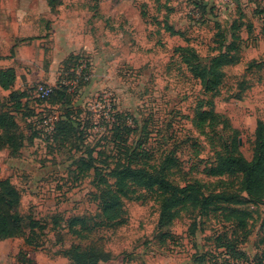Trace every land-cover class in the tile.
Here are the masks:
<instances>
[{"label": "rangeland", "instance_id": "374dc122", "mask_svg": "<svg viewBox=\"0 0 264 264\" xmlns=\"http://www.w3.org/2000/svg\"><path fill=\"white\" fill-rule=\"evenodd\" d=\"M89 2L66 3L75 9ZM103 9L98 17L65 8L52 14L56 50L55 57L45 55L43 81L14 98L0 91V113H12L17 125L15 131L0 127V180L9 177L22 191L18 213L25 226L30 215L41 224L38 245H28L26 237L1 242L0 264H71L67 257L89 248L102 252L106 264H230L218 239L239 243L245 229L226 221L222 211L202 218L183 212L169 233L160 232V204L138 190L134 198H122L121 217L109 220L102 201L115 191V180L107 179V187L95 181L93 170L69 177L68 167L80 147L91 148L103 175L130 162L164 170L178 186L200 183L205 194H242L240 175L216 178L209 169L235 145L236 155L253 159L258 123H264V0H111ZM220 34L225 46L234 44L237 62L223 68L220 94L213 96L176 50L187 48L208 65L220 53ZM65 41L76 53L71 56L83 57L81 67L64 58ZM58 83L68 92L65 99L37 98L38 86ZM62 116L83 131L64 144L40 123ZM241 209L250 213L252 233L238 246L248 256L240 261L264 264L255 261L264 202ZM76 218L86 227L77 223L76 233H69Z\"/></svg>", "mask_w": 264, "mask_h": 264}, {"label": "trees", "instance_id": "16d2710c", "mask_svg": "<svg viewBox=\"0 0 264 264\" xmlns=\"http://www.w3.org/2000/svg\"><path fill=\"white\" fill-rule=\"evenodd\" d=\"M99 3L104 0H98ZM136 1V0H130ZM144 17L145 13L142 11ZM220 53L208 65H202L197 56L190 52L187 48L179 47L176 52L181 53L182 63L186 66L191 76L198 80L203 86L206 93L213 96L220 94L223 85L224 71L223 68L233 65L237 62L235 56L231 54L236 48L234 44L225 46L224 36L219 35ZM71 59L78 61L79 67L83 65L82 56H73ZM67 61H70L71 59ZM80 61V62H79ZM78 67V68H79ZM87 71V69L85 70ZM83 71V73L85 72ZM79 79V78H78ZM16 74L14 69L0 71V87L4 91H11L14 87ZM58 83L53 94L47 98H54L55 94H60V98L67 97L68 92L59 90ZM18 95V92L12 91L11 98ZM25 96V94H19ZM63 99V101H64ZM63 105V104H62ZM212 113V112H211ZM210 115L203 114V121L207 120ZM44 120V119H43ZM42 120V121H43ZM119 125V124H118ZM214 124L209 127L213 128ZM0 127L4 130L15 131L17 125L14 121L13 114L3 112L0 113ZM115 128H118V126ZM83 132L68 116H62L55 122V128L52 133L53 139L58 142L66 143L70 140L71 134H80ZM84 143V141H83ZM236 146H233L231 153L217 155V164L209 169V175L216 178L227 177L229 180L240 175L242 177L243 193H228L226 191L205 194L204 185L200 183L187 184L185 186L175 185L166 175L164 170L151 171L146 167H134L130 162L122 167H115L101 174V170L95 164L97 158L94 156V149L80 147L75 152L79 156L72 159L68 167V175L85 177L92 170L95 173V181L99 179L100 183L109 187L107 179L115 180V191L108 194L109 198L102 201L103 214L109 220H117L122 215V198L132 199L138 190H143L150 197H153L160 204V215L156 225V230L169 233L172 229L174 221L179 218L181 213L190 212L198 217L208 216L211 212L222 211L226 221H238L240 227L245 229L242 240L235 244L222 242L218 239L220 247L227 252L229 257L238 260H247L248 256L238 249L240 244H244L251 236V229L248 227V219L250 213L241 207L247 204H261L264 202V123L259 122L256 130V139L253 159L246 160L243 156L236 155ZM82 150V151H81ZM79 151V152H78ZM77 153V154H76ZM22 207V191L14 186L10 179L0 181V243L11 239H27L28 245H38L34 236L36 228L41 225L32 215L23 220L29 222V226H25L22 218L19 216V209ZM117 209V214L111 216V212ZM57 225V222H54ZM81 224L86 227L84 220L76 218L70 222L69 233L73 230L75 224ZM43 227V226H40ZM166 235V234H165ZM232 243V242H231ZM232 246V247H231ZM77 253L72 260L67 257L71 264H106L108 261L102 252H98L93 248ZM258 254L255 261L264 262V222L261 226V233L257 241Z\"/></svg>", "mask_w": 264, "mask_h": 264}, {"label": "crops", "instance_id": "0c3cea01", "mask_svg": "<svg viewBox=\"0 0 264 264\" xmlns=\"http://www.w3.org/2000/svg\"><path fill=\"white\" fill-rule=\"evenodd\" d=\"M110 1L104 0L99 3L98 0H90L89 3L82 4L81 8L73 9L71 3H66L67 0H0V71L14 69L16 74L15 88L4 91L0 87V91L23 92L32 82L43 81L42 75L46 71L44 70L45 55L55 57L56 50V32L55 24L51 20L52 14H58L65 8L72 12L76 9L85 11L93 15L92 17H98L99 14L103 16L105 15L103 8ZM115 1L123 3V0ZM130 2L134 4V1ZM139 15L141 18V14ZM76 17L81 16L78 14ZM69 37L70 33L67 39ZM64 48L67 50L64 52L65 59L76 54L70 51L71 46L66 41ZM79 51V53H88L85 49H79ZM12 159L15 160L13 157ZM7 179L10 178L1 180ZM12 184L18 188L13 182Z\"/></svg>", "mask_w": 264, "mask_h": 264}, {"label": "built area", "instance_id": "2783aa9c", "mask_svg": "<svg viewBox=\"0 0 264 264\" xmlns=\"http://www.w3.org/2000/svg\"><path fill=\"white\" fill-rule=\"evenodd\" d=\"M228 2H232V0H228ZM54 89H55V87L50 86V85L38 86L35 90V94H36L38 99L46 100L47 98H49L53 94ZM56 119L57 118H55V120L44 119L40 123L47 131H49V133L52 134L54 131V128H55ZM230 264H253V263H246V262L240 261L238 259L230 258Z\"/></svg>", "mask_w": 264, "mask_h": 264}]
</instances>
